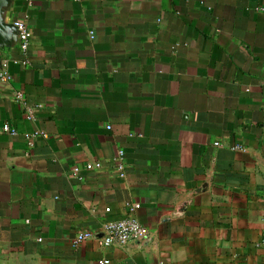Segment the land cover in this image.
<instances>
[{"label":"crops","instance_id":"crops-1","mask_svg":"<svg viewBox=\"0 0 264 264\" xmlns=\"http://www.w3.org/2000/svg\"><path fill=\"white\" fill-rule=\"evenodd\" d=\"M23 11L28 50H0V264H264V0H7L4 23ZM128 217L148 240L103 246Z\"/></svg>","mask_w":264,"mask_h":264},{"label":"built area","instance_id":"built-area-1","mask_svg":"<svg viewBox=\"0 0 264 264\" xmlns=\"http://www.w3.org/2000/svg\"><path fill=\"white\" fill-rule=\"evenodd\" d=\"M26 7H31L33 5V0H25ZM28 14L23 11L21 17L15 19L12 22L13 27L16 30L19 39V50L21 53H26L29 48L31 32L27 26ZM28 62L26 60L21 62V65L26 66ZM11 80V75L8 68V63L3 62L0 67V82L8 83ZM13 100L21 103L23 101V95L21 92L17 91L13 93ZM33 111L29 110L25 116V119L30 121L33 119ZM3 133L10 136H17V131L12 128L9 124H3L1 128ZM45 137V133L39 130L32 131L31 133L25 135L26 145L28 148L33 146V141L37 137ZM124 153L122 150H117L115 157L113 159V165L115 173L118 177L123 178L125 176V166H124ZM102 165L100 163H88L85 166V170H100ZM79 172L78 168L73 169V173L77 174ZM139 208V204H130L128 207V212L132 213ZM106 212L109 209L105 210ZM101 244L105 247H125L131 243L138 242L141 240H148L147 230L133 217H128L122 220L107 221L105 222L101 230L99 231ZM94 234L90 233H78L72 240V246L77 247L85 240L93 239ZM106 260H102L99 264H108Z\"/></svg>","mask_w":264,"mask_h":264},{"label":"water","instance_id":"water-1","mask_svg":"<svg viewBox=\"0 0 264 264\" xmlns=\"http://www.w3.org/2000/svg\"><path fill=\"white\" fill-rule=\"evenodd\" d=\"M7 0H0V50L1 48H3L4 46H6V44L9 42V32H13L15 35H17L15 28L13 27L12 24H6L3 21V10L5 8ZM205 189V186L202 187L201 189H198L194 192V194L199 193L201 191H203Z\"/></svg>","mask_w":264,"mask_h":264}]
</instances>
